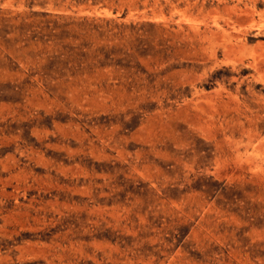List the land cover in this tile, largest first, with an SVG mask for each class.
I'll use <instances>...</instances> for the list:
<instances>
[{
  "label": "rangeland",
  "instance_id": "obj_1",
  "mask_svg": "<svg viewBox=\"0 0 264 264\" xmlns=\"http://www.w3.org/2000/svg\"><path fill=\"white\" fill-rule=\"evenodd\" d=\"M0 264H264V0H0Z\"/></svg>",
  "mask_w": 264,
  "mask_h": 264
}]
</instances>
